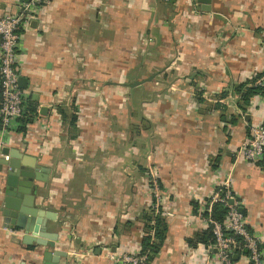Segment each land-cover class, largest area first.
<instances>
[{
  "label": "crops",
  "instance_id": "crops-1",
  "mask_svg": "<svg viewBox=\"0 0 264 264\" xmlns=\"http://www.w3.org/2000/svg\"><path fill=\"white\" fill-rule=\"evenodd\" d=\"M27 1L0 0V17L17 12ZM183 2L175 0L171 7L164 5L168 19L178 17ZM42 3L29 26L21 31L15 64L19 77L26 81L22 120L28 121L29 108H35L36 114L29 122L20 123L16 131L0 132V159H18L21 166L45 173L47 180L19 179L22 191L33 194L38 216L22 217L24 222L27 218V229H8L0 213V264H44L46 250L66 253L57 264H116L110 256L138 254L141 239L153 234L145 235L135 219L140 212L135 190L121 194L119 182L126 178L128 183L136 175L119 172V136L111 142L113 153L108 160L103 156L108 149L103 128L97 127L100 136L87 126L79 127L77 139L69 140L65 123L72 87L80 92L88 84V70H95L96 79L105 55H110L108 66L118 70L116 76L120 74L123 30L119 0H111L110 15L105 12L104 0ZM195 7L194 28L188 33L191 57L187 52L176 68L181 76H189L187 83L197 90L198 100L213 105L202 113L201 126L191 118V130L182 125L178 153L163 165L159 179L165 186L161 192V218L167 230L151 264H221L212 243L205 241L208 224L203 214L211 209L217 188L226 183L245 212L247 226L264 247V158L250 163L239 154L249 130L264 121V99L255 96L243 106L235 90L238 85H263L264 0H210L208 10L196 0ZM127 32L130 45L133 32L130 28ZM221 115L228 119L225 127H219ZM231 116L233 123L229 121ZM87 142H93L95 158L77 163L74 151L69 149ZM9 171L8 166L0 164V207ZM42 219L46 233L57 235L52 249L23 243L25 235L37 236L41 231ZM71 247L73 250H67ZM232 264H249V260L242 254L235 255Z\"/></svg>",
  "mask_w": 264,
  "mask_h": 264
},
{
  "label": "rangeland",
  "instance_id": "rangeland-1",
  "mask_svg": "<svg viewBox=\"0 0 264 264\" xmlns=\"http://www.w3.org/2000/svg\"><path fill=\"white\" fill-rule=\"evenodd\" d=\"M183 1L185 4L180 12L177 11L178 17L171 20L164 9L166 4L171 7L170 0H119L120 29L123 30L120 36V74L116 76L118 70L108 66L110 55H105L106 61L96 79L95 70H88L85 79L88 84L81 87L80 92L73 86L67 102L66 139H77L79 127L87 126L89 131L100 136L99 128H103L104 146L108 148L103 151V156L111 160V142L119 136V172L136 175V179L128 183L126 178L119 182L121 194H126L128 189L135 190V203L140 209L135 219L140 221L145 235L151 232L149 222L156 216L161 217V192L165 186L159 179L164 171L163 165L178 153L176 147L182 125L191 130L193 126L188 120L191 118L196 126H201L202 113L211 110L208 106L213 105L204 99L199 101L197 90L187 83L189 76H181L176 68L187 52L191 57L192 40L188 33L194 28L193 19L198 11L196 0ZM104 2L105 12L110 15L111 0ZM128 28L133 32L130 45L127 44ZM78 115L79 119L73 123V117ZM220 122L219 127H225L228 119ZM249 135L242 144L250 138ZM92 143L71 146L69 150L74 151L77 163H88L95 158ZM72 203L73 200L69 204ZM121 209L126 210V206ZM71 248L67 250H73ZM72 258L76 259L73 255Z\"/></svg>",
  "mask_w": 264,
  "mask_h": 264
},
{
  "label": "built area",
  "instance_id": "built-area-1",
  "mask_svg": "<svg viewBox=\"0 0 264 264\" xmlns=\"http://www.w3.org/2000/svg\"><path fill=\"white\" fill-rule=\"evenodd\" d=\"M43 0H28L18 11L0 17V132L16 131L20 119L24 117L25 92L19 87V74L15 68L17 52L21 40V31L29 26L34 19L36 10ZM264 85V77L261 83ZM260 85V84H259ZM239 154L247 162L256 163L264 158V121L250 129V138L242 144ZM224 195L214 197V202H220L227 207L224 222L205 219L211 226L213 248L221 264H232L235 250L248 252L251 264H264V248L261 239L247 229L246 219L240 212L239 203L235 200L229 185L223 184ZM211 212V209L208 213ZM225 231L230 232L226 236ZM116 264H151L146 254H122L110 256Z\"/></svg>",
  "mask_w": 264,
  "mask_h": 264
},
{
  "label": "water",
  "instance_id": "water-1",
  "mask_svg": "<svg viewBox=\"0 0 264 264\" xmlns=\"http://www.w3.org/2000/svg\"><path fill=\"white\" fill-rule=\"evenodd\" d=\"M175 0H170V3H174ZM204 10H208L210 0H197ZM18 84L21 89H26V81L24 78L19 77ZM43 109L40 110V113ZM4 154L8 155V150H4ZM1 165L9 167V175L6 182V190L2 206L0 207V213L3 216L4 226L8 229L13 227L19 229H27L26 220L24 222V216L30 218H37V209L33 206V194L28 195L20 188L21 183L19 179L29 178L35 179L36 181L44 182L47 180V175L40 172L39 169L23 167L20 165L18 159L9 158L8 160L0 159ZM241 211V209H240ZM21 220V221H18ZM41 231L37 233V236L25 235L23 237V243L31 245L33 243L41 246H48L51 249L54 248L55 241L57 240L56 234L46 233L45 221L42 219L39 223ZM66 253L60 251H45L43 254L44 264H57L60 257H65Z\"/></svg>",
  "mask_w": 264,
  "mask_h": 264
},
{
  "label": "trees",
  "instance_id": "trees-1",
  "mask_svg": "<svg viewBox=\"0 0 264 264\" xmlns=\"http://www.w3.org/2000/svg\"><path fill=\"white\" fill-rule=\"evenodd\" d=\"M235 90H236V94L240 95L241 102H242L243 106H248L250 99L252 97L260 96L261 98L264 99V85H260V86L251 85L250 87H245L244 85H238L237 87H235ZM0 100H1V93H0ZM216 107L220 108L223 111V107H221L219 105H216ZM27 112H28L27 113L28 114V117H27L28 121H26V120L24 121V120H22L23 118H21L20 119L21 125L24 122L30 121L31 117L36 114V109L35 108H29V109H27ZM220 120L225 121L224 115L220 116ZM74 121H75V117H73V119H72L73 123H74ZM229 121H230V123H233L234 117L231 116ZM18 130L22 131V127H21V129H18ZM217 191L220 193V197H222L224 195L223 187L222 188L218 187ZM239 206H240V204H239ZM195 207H198V206H195ZM239 208L241 209V207H239ZM227 211H228L227 207H225L220 202H215L211 206V212L205 213V214H203V216L205 219L210 217L213 221H217V222L221 223V222H224L226 215H227ZM240 212L245 217V212L243 210ZM151 221H154L153 225L150 226V231L153 233L152 234L153 236L148 235V236H145L141 239V250L138 253L139 255L146 254L148 256L149 262H151L153 257L159 253V250H160V248L163 244V241H164V234L167 230L166 225L160 216L154 217V219ZM247 229L252 232V230L249 227H247ZM225 235L226 236L230 235V232L225 231ZM205 236H206L205 241L208 240V243L213 244V236L211 233V226H209V225L207 226ZM152 238L154 239V241ZM262 248H264V247L262 246ZM241 254L246 256V257L248 256L247 251H241L240 249H237V250H235V253L233 255L231 262H234V256L235 255L240 256ZM249 264H251V263L249 262Z\"/></svg>",
  "mask_w": 264,
  "mask_h": 264
},
{
  "label": "bare ground",
  "instance_id": "bare-ground-1",
  "mask_svg": "<svg viewBox=\"0 0 264 264\" xmlns=\"http://www.w3.org/2000/svg\"><path fill=\"white\" fill-rule=\"evenodd\" d=\"M23 189H25V186H22Z\"/></svg>",
  "mask_w": 264,
  "mask_h": 264
}]
</instances>
